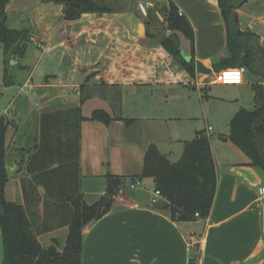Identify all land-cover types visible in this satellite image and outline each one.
Listing matches in <instances>:
<instances>
[{
	"label": "crops",
	"instance_id": "obj_1",
	"mask_svg": "<svg viewBox=\"0 0 264 264\" xmlns=\"http://www.w3.org/2000/svg\"><path fill=\"white\" fill-rule=\"evenodd\" d=\"M112 1L113 12L85 13L72 21L63 18V5L54 2L10 0L6 6L11 28L32 30L31 42L40 57L30 62L28 47L21 61L24 67L16 61L9 68L14 83L4 85L0 116L8 122L6 166L18 168L9 175L5 194L8 201L34 212V225L45 245L53 238L64 242L73 209L69 197L81 193L86 203H95L106 194L110 175L129 179L141 174L150 144L175 161L190 140L162 118L127 126L122 115H112L104 107L84 113L100 87L117 92L138 86H203L188 84L189 74L172 66L174 59L156 39L147 38L146 19L132 10L131 0ZM173 1L195 32L191 60L211 68L226 57V27L217 1ZM237 13L241 28L255 32L264 47V0H247ZM42 62L54 70H42ZM15 86L19 89L12 92ZM70 87L80 99L69 95ZM74 107L86 118L96 109L113 118L109 124L88 119L80 123L78 159L70 142L73 117L68 110ZM213 130L208 136L217 191L209 217L171 220L166 210L155 206L164 198L152 203V179L142 178L138 191L130 194L124 187L112 209L83 228L82 264L264 263V177L233 142L223 139L227 133L214 137ZM1 238L0 227V261Z\"/></svg>",
	"mask_w": 264,
	"mask_h": 264
},
{
	"label": "trees",
	"instance_id": "obj_2",
	"mask_svg": "<svg viewBox=\"0 0 264 264\" xmlns=\"http://www.w3.org/2000/svg\"><path fill=\"white\" fill-rule=\"evenodd\" d=\"M9 1L0 0V47L5 55V86L14 83L9 69L10 61H17L16 66L24 67L21 61L33 38L30 28L14 29L8 25L6 6ZM42 1L62 4L63 18L68 21L79 19L85 13L114 11L112 0ZM216 1L226 27L228 55L215 61L211 68L197 64L194 57L191 61L183 58L178 36L169 34L170 31H180L194 45L195 32L191 22L183 13L180 14L173 0L159 9L164 17L162 23L165 28L162 32H150V24L158 21V16L154 10H148L146 36L156 39L192 78L198 73L211 74L228 68H245L247 79L255 88V99L260 105L254 109L240 108L231 118L229 134L223 139L233 142L249 158V165L257 167L264 177V47L255 32L241 28L237 9L247 0ZM68 113L73 117L70 142L75 146L78 159L80 123L88 119L109 124L113 118L103 109L94 110L89 118L83 117L80 107L70 108ZM131 122L133 119L126 120L127 124ZM7 128L8 122L0 116V264H82L83 228L112 209L115 197L125 187L127 177L110 175L106 194L95 203H86L81 193L69 197L73 209L65 240L62 242L59 238H53L50 244L45 245L39 240L34 212L6 198L5 189L9 180L5 145ZM142 178L152 179L155 190H159L165 199L155 206L166 210L171 220L191 222L207 219L217 191V169L209 136L203 130L196 138L185 141L182 155L176 161L162 153L157 144H150L144 155L141 174L132 176L130 182Z\"/></svg>",
	"mask_w": 264,
	"mask_h": 264
},
{
	"label": "rangeland",
	"instance_id": "obj_3",
	"mask_svg": "<svg viewBox=\"0 0 264 264\" xmlns=\"http://www.w3.org/2000/svg\"><path fill=\"white\" fill-rule=\"evenodd\" d=\"M167 3L168 1L165 0H131V8L133 11L140 12L144 19H147L149 9L154 10L158 16V21H152L149 30L155 34L162 32L165 28L162 23L164 17L159 9ZM127 5H129V2ZM28 47L29 61L35 63L40 54L35 53V43H29ZM4 58V51L0 47V108L5 100L2 93L6 92L3 83ZM171 62L172 66L181 69L176 61L172 60ZM51 65L42 62V70L51 73L54 70ZM156 66L162 67L161 65ZM156 72V75L160 74L159 71ZM213 74L199 73L198 75L201 81L207 82ZM18 89V86H15L11 88V91L14 92ZM68 93L71 97L80 99V96H77L72 87L68 88ZM259 105V102L255 99V88L248 83L240 85L210 84L197 88L182 84L154 87L138 86L130 89H119L117 92L113 89L106 90L100 87L99 95H94L85 104L84 113H90L92 108L104 107L109 109L112 115H122V121L127 126L145 121L148 118H162L171 126H176V130L182 133L185 139H194L208 125L214 128L211 134L214 137H223L226 133L229 134V122L236 113V109L240 107L254 109ZM128 119H133V122L127 124L126 120ZM174 159L177 160L178 158ZM129 182L130 178H127L125 181L126 191L133 194L139 190V187L130 190ZM87 201L90 203V199H87Z\"/></svg>",
	"mask_w": 264,
	"mask_h": 264
},
{
	"label": "built area",
	"instance_id": "obj_4",
	"mask_svg": "<svg viewBox=\"0 0 264 264\" xmlns=\"http://www.w3.org/2000/svg\"><path fill=\"white\" fill-rule=\"evenodd\" d=\"M144 10V9H143ZM145 11V10H144ZM146 13V12H145ZM182 14V12H180ZM246 70L245 68H228L223 69L218 72H215L212 77H210L209 81H201L199 75L195 78L191 77V80L188 82L190 85L202 86V85H210V84H225V85H240L245 83ZM211 126L208 127L206 134L212 130ZM141 184L140 180H134L130 182V188H136ZM163 198L162 194L159 190H154V197L152 198V203H157L159 198ZM261 197L264 198V185L261 187ZM198 216V214H196Z\"/></svg>",
	"mask_w": 264,
	"mask_h": 264
},
{
	"label": "water",
	"instance_id": "obj_5",
	"mask_svg": "<svg viewBox=\"0 0 264 264\" xmlns=\"http://www.w3.org/2000/svg\"><path fill=\"white\" fill-rule=\"evenodd\" d=\"M175 33L180 41V51L184 58L188 61H191V42L185 37V35L180 31H170L169 34ZM16 63V61L11 60V64ZM18 170V168L15 169H8V175H12Z\"/></svg>",
	"mask_w": 264,
	"mask_h": 264
}]
</instances>
